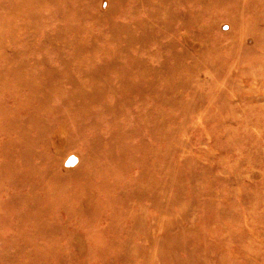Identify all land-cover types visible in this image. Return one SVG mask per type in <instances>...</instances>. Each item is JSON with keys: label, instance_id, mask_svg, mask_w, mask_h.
<instances>
[{"label": "rangeland", "instance_id": "1", "mask_svg": "<svg viewBox=\"0 0 264 264\" xmlns=\"http://www.w3.org/2000/svg\"><path fill=\"white\" fill-rule=\"evenodd\" d=\"M182 1L0 0V264H264V8Z\"/></svg>", "mask_w": 264, "mask_h": 264}, {"label": "bare ground", "instance_id": "2", "mask_svg": "<svg viewBox=\"0 0 264 264\" xmlns=\"http://www.w3.org/2000/svg\"><path fill=\"white\" fill-rule=\"evenodd\" d=\"M175 1H178V0H155L154 1V3L151 1V0H139V2H140V4L141 5H143V4H145V5H153V4H155L156 3V5H155V16H154V18L152 19V20H145L146 18H144L143 20L144 21H142V22H137V24L134 26L133 25V27H134V29L136 30V31H140L141 30V33H144V32H146V33H151V32H155L156 31V27H155V25L157 24V23H162L163 25H164V27H166V28H169V27H167V26H170V27H172V24L174 23V22H176L178 19H180V17L182 18V14H184L181 10L180 11H176L175 10V8H178V4L175 2ZM245 2L246 3V7L248 8V14H250L251 15V17H254V16H256V14L258 13V11H260V10H258L259 9V3H260V6L262 5V9L264 8V0H242L241 2ZM82 2V1H81ZM182 2H186L187 4H189L190 2H191V0H185V1H182ZM70 3V2H69ZM153 3V4H152ZM222 3H223V5L225 6V9L227 10V9H229L230 8V6L231 5H237V4H239V1H237V0H222ZM79 4H80V2H79ZM118 5H119V3H118ZM261 9V10H262ZM132 10H135V6L133 5L132 6ZM244 12H245V10L244 9H242ZM159 15L161 16V18H159ZM189 14H186V16H188ZM184 17V16H183ZM253 19V18H252ZM256 19H257V21L258 22H263L264 21V10H262V11H260L259 12V14H258V17H256ZM240 21V20H239ZM186 23V22H185ZM262 24H264V23H262ZM246 27V26H245ZM245 27H243V29L244 30H246L245 29ZM141 39V37H139L138 39H133L132 40V42L131 43H134V42H136V41H141L140 40ZM50 55V54H49ZM52 55V54H51ZM57 55V54H56ZM33 56V55H32ZM31 56V57H32ZM63 56V55H62ZM30 58V57H29ZM40 58H42V57H40ZM56 59H57V57H55ZM58 58H59V56H58ZM121 58H122V56H121ZM23 61V60H22ZM50 61V60H49ZM39 62V61H38ZM42 62H45V61H42ZM93 62V61H92ZM91 62V64L93 65V63ZM31 64H32V62H31ZM96 63H94V65H95ZM44 65H45V63H44ZM62 65V64H61ZM97 65V64H96ZM100 65H102V64H100ZM138 65V64H137ZM137 65H134V66H131V65H126V66H122V67H119L120 69H118V70H120L121 72H118V71H114V68H112V67H109V66H100V67H98V68H96L97 70H93L91 73H90V78L92 79V80H105V81H109L110 82V80H107V79H111V75H113V74H117L118 75V79L119 80H122L123 81V79H131L132 78V76H134V81H135V83H137V82H141V85L145 82V81H141L142 80V77H146L148 74H149V72L148 71H151L152 70V67L151 66H146V65H143V64H140L139 66H137ZM65 66V65H64ZM63 66V68L62 67H60V69L62 68L63 70H64V68L66 69V66L64 67ZM98 66V65H97ZM97 66H94V67H97ZM44 67V66H43ZM46 67H47V65H46ZM45 67V68H46ZM51 67V66H50ZM54 67V66H53ZM52 67V68H53ZM28 68V67H27ZM67 68H69V67H67ZM29 69V68H28ZM70 69H72V68H70ZM85 69H87V68H85ZM92 69V68H91ZM48 70V69H47ZM57 70V69H56ZM59 70V69H58ZM67 70V69H66ZM26 71V70H25ZM44 71V70H43ZM60 71V70H59ZM73 71V70H72ZM74 71H75V68H74ZM30 72V71H29ZM50 72V71H49ZM52 72H54L53 70H52ZM111 72V73H110ZM113 72V73H112ZM114 72H117V73H114ZM48 73V72H47ZM46 73V74H47ZM64 73H65V71H64ZM70 73H72V72H70L69 71V74H66V75H70ZM38 74V73H37ZM45 74V73H44ZM54 74V73H53ZM127 74H129V76H127L128 78H126V76H124V75H127ZM26 75V74H25ZM32 75V74H31ZM57 75V74H56ZM73 74H71V78H73V76H72ZM38 76H40V75H38ZM54 76V75H53ZM81 76H82V74H81ZM23 77V76H22ZM34 77H35V75H34ZM68 77V76H67ZM76 77H78V76H76ZM36 78V77H35ZM57 78V77H56ZM62 78V77H61ZM90 78H88V79H90ZM114 78V77H113ZM22 79V78H21ZM55 79V78H54ZM87 79V78H86ZM87 79V80H88ZM38 80V79H37ZM76 80V79H75ZM68 81H70L69 79H68ZM76 81H78V79L76 80ZM132 81V80H131ZM34 82V81H33ZM87 82V81H86ZM90 82V81H89ZM68 83V82H67ZM72 83V82H71ZM83 83H85L84 82V80H83ZM92 82H90V84H91ZM29 84H32V82L31 83H29ZM57 84L58 83H56V86H57ZM34 85V84H33ZM37 85H39V84H37ZM86 85H88V84H86ZM27 86H28V84H27ZM31 86V85H30ZM36 86V85H35ZM90 86H92V85H90ZM152 83L151 84H149V85H147L146 86V88H144V91H143V89H142V91L143 92H145V93H147V92H150V91H152ZM37 87V86H36ZM42 87V86H41ZM57 87H59V86H57ZM62 88V90H63V87H61ZM89 88V87H88ZM136 88H138V87H136ZM84 89V88H83ZM31 90V89H30ZM52 90V89H51ZM58 90V89H57ZM69 90H71V89H69ZM76 90V89H75ZM74 90V91H75ZM48 91V90H47ZM53 91V90H52ZM54 91H56V90H54ZM51 92V91H50ZM60 92H62V91H60ZM75 92H78V91H75ZM34 93V92H33ZM41 93V92H40ZM43 93V92H42ZM71 93H72V91H71ZM70 93V94H71ZM80 93H82V92H80ZM117 93V92H116ZM53 94V93H52ZM65 94V93H64ZM73 94V93H72ZM77 94V93H76ZM54 95V94H53ZM78 95V94H77ZM81 95V94H80ZM48 96V95H47ZM67 96H68V94H67ZM70 96V95H69ZM74 96V95H73ZM76 97V96H75ZM78 97L79 96H77V99L75 100V101H77L78 100ZM47 99V98H46ZM66 99V98H65ZM48 100V99H47ZM84 99H82V101H83ZM67 101H68V99H67ZM77 103V102H76ZM65 105V104H64ZM70 105V104H69ZM83 105V104H82ZM85 105V104H84ZM63 106V105H62ZM61 106V107H62ZM82 108V107H81ZM80 108V109H81ZM82 110V109H81ZM16 120V119H15ZM13 122V121H12ZM18 122V121H17ZM16 122V123H17ZM15 124V123H14ZM65 125V124H64ZM73 125V124H72ZM67 126V125H66ZM74 126H75V124H74ZM18 127V126H17ZM20 127V126H19ZM64 127V126H63ZM88 130V129H87ZM17 132V131H16ZM18 133V132H17ZM20 134V133H19ZM17 138V137H16ZM20 138H18V140H19ZM98 137H96V138H93L92 140L91 139H89V138H86L85 140H82L81 139V141L83 142V143H85V145L87 144L88 146H89V144L90 145H94L97 141H98ZM17 140V141H18ZM23 139L21 138V141H22ZM91 140V141H90ZM11 141V140H10ZM7 158V157H6ZM19 160H20V158H18ZM20 162V161H19ZM6 166V165H5ZM4 170V169H3ZM16 181V180H15ZM114 196V195H113ZM112 196V197H113ZM109 199V198H108ZM112 199V198H111ZM115 199V198H114ZM18 200V199H17ZM113 200V199H112ZM14 201V200H13ZM12 201V202H13ZM115 202V201H114ZM15 203H16V201H15ZM18 203V202H17ZM113 206V205H112ZM235 233H237V232H235ZM237 235V234H236ZM240 235V234H239ZM241 236H242V234H241ZM233 238H234V236H233ZM231 256H232V254H230ZM243 256V255H242Z\"/></svg>", "mask_w": 264, "mask_h": 264}]
</instances>
